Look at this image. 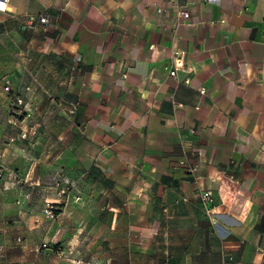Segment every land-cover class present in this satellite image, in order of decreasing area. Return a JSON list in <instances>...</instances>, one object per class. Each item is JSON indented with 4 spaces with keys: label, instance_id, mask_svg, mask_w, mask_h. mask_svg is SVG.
<instances>
[{
    "label": "crops",
    "instance_id": "obj_1",
    "mask_svg": "<svg viewBox=\"0 0 264 264\" xmlns=\"http://www.w3.org/2000/svg\"><path fill=\"white\" fill-rule=\"evenodd\" d=\"M180 3L190 21L174 29L155 12L166 0H9L0 159L92 190L110 264H264V0ZM5 80L44 121L29 144L6 143Z\"/></svg>",
    "mask_w": 264,
    "mask_h": 264
},
{
    "label": "rangeland",
    "instance_id": "obj_2",
    "mask_svg": "<svg viewBox=\"0 0 264 264\" xmlns=\"http://www.w3.org/2000/svg\"><path fill=\"white\" fill-rule=\"evenodd\" d=\"M30 108L28 116L5 108L6 143L21 139L29 144L35 137L37 132L33 134L31 129L37 124L34 108ZM38 123L37 129L44 125L43 120ZM23 128L27 130L25 137L20 136ZM21 168L23 172L29 166L24 163ZM40 170L37 178H30L0 159V204L20 210L16 219L9 213V221L0 226V264H110L98 256L109 251L106 242L111 234V214L106 209L94 211L92 190H84L79 182L51 173L45 166ZM44 208H52L53 215Z\"/></svg>",
    "mask_w": 264,
    "mask_h": 264
},
{
    "label": "built area",
    "instance_id": "obj_3",
    "mask_svg": "<svg viewBox=\"0 0 264 264\" xmlns=\"http://www.w3.org/2000/svg\"><path fill=\"white\" fill-rule=\"evenodd\" d=\"M8 2L9 0H0V11H5L8 8ZM166 6L163 5H156L155 6V12L158 14H161L164 10L169 9L174 11V17H173V28L175 29L179 24L189 22L190 21V11L188 8L184 7L180 0H166ZM38 21L40 23H49V18L45 14L40 15L38 18ZM35 23L34 18H29L28 25H33ZM184 61L181 54V51L179 50H173L171 54V62L169 66L167 67V73L169 76L173 78H177V71L183 67ZM26 89H29V87H26ZM3 90L6 92L5 99L3 100V106L9 110L12 114H22V115H30L31 112L28 111L31 109L32 104L29 102V108H26L27 105V96L25 94H21L19 92L14 91L8 80H5L3 85ZM200 92H203V88L199 89ZM37 127L33 126L31 129V133L35 134ZM26 129H21L20 136L25 137L26 135ZM14 137H10V140H13ZM61 192L64 193V190ZM202 201L205 203H211L213 202L212 192L210 190H207L203 192L201 195ZM43 211L45 213L49 214L50 216L53 215L52 208H44ZM211 212V208H207V213Z\"/></svg>",
    "mask_w": 264,
    "mask_h": 264
}]
</instances>
